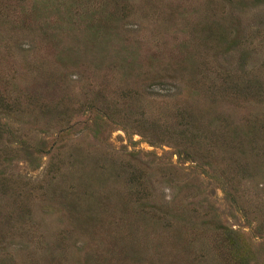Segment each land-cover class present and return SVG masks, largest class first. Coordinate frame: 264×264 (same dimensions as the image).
I'll list each match as a JSON object with an SVG mask.
<instances>
[{
    "label": "rangeland",
    "instance_id": "rangeland-1",
    "mask_svg": "<svg viewBox=\"0 0 264 264\" xmlns=\"http://www.w3.org/2000/svg\"><path fill=\"white\" fill-rule=\"evenodd\" d=\"M0 98V264H264V0H0Z\"/></svg>",
    "mask_w": 264,
    "mask_h": 264
},
{
    "label": "trees",
    "instance_id": "trees-1",
    "mask_svg": "<svg viewBox=\"0 0 264 264\" xmlns=\"http://www.w3.org/2000/svg\"><path fill=\"white\" fill-rule=\"evenodd\" d=\"M8 103L4 102L3 99L0 98V107L5 109H8ZM139 126H144V124H146V121L141 120L138 121ZM195 128H198L201 123L199 121V118L193 114H191L190 112L184 111L183 113H181V120L178 122L173 123L172 125H164L163 128V132L161 133L162 135L165 134V136H168L170 139H174V136L176 135L177 138L175 140H178L179 142H182L181 144L179 143L177 146L181 148H183V150H179V153H181L182 151L187 152L186 154H188L187 151V147L183 146L184 142L189 143V146L195 150L196 147L194 144H198L200 137L202 136V134H200L198 132V129H196L195 134L193 133V131H191V126H193ZM95 126H96V130H95V135L97 136L100 132V126L101 124L98 122H95ZM154 127H156V125H154ZM154 132V130H153ZM155 135V134H154ZM157 136V135H155ZM42 148V147H41ZM39 150V149H38ZM189 157V154L187 155ZM134 158H132L133 160H138L139 158L137 157V155H133ZM97 161V160H96ZM120 163V162H119ZM129 165L127 166V169H124L125 165H121L120 167L123 168V170L125 171V173L127 174V179H128V186L130 189V193L137 199V198H145L146 196H149L150 194H148L146 187L144 186L143 182L144 180L149 181L150 180V176L152 175L150 173V170L152 169L150 165L147 166H143L140 167L136 162H130L128 163ZM164 168V167H163ZM103 169V166H102ZM122 171V172H124ZM152 171V170H151ZM103 173V172H102ZM145 183V182H144ZM193 185H181V189L184 188H191ZM16 203L18 201V199H16ZM14 200V201H15ZM91 206V205H90ZM82 207V203L79 204L78 206V210ZM149 208V209H148ZM148 210L145 208H142L141 211L137 212L138 215V219L141 223H144L143 225H149L151 223V225H153L152 227L157 228L160 227L161 229H168L170 227H175L176 228V224H170V222L166 219V221H164L162 219V217L160 216V214L155 213L152 209V206H148ZM183 208V207H182ZM181 208V209H182ZM185 210L183 211V214H181V216L179 217V219H182L186 222H190V218L191 215L189 213V210H186V207L184 208ZM183 210V209H182ZM86 218H84V224H89L90 222H93V224H97L98 220H101V216L99 215V212L96 211L94 208H91L88 210V214L85 213ZM176 216V215H175ZM177 217V216H176ZM218 223H220L219 220H216ZM219 226H217L218 228ZM222 228V230L225 228L223 226H220ZM228 239L230 240V246L232 248V253L238 257L241 258V256L239 255V244H238V240L236 237H230L228 236ZM243 264H247L243 261Z\"/></svg>",
    "mask_w": 264,
    "mask_h": 264
}]
</instances>
